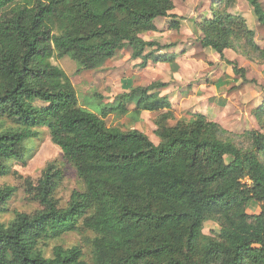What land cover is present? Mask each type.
Returning <instances> with one entry per match:
<instances>
[{
    "label": "trees",
    "instance_id": "trees-1",
    "mask_svg": "<svg viewBox=\"0 0 264 264\" xmlns=\"http://www.w3.org/2000/svg\"><path fill=\"white\" fill-rule=\"evenodd\" d=\"M234 1L210 0L209 15L193 21L200 45L220 58L238 46L244 54L264 52L245 18L230 11ZM245 1L264 25L261 0ZM173 10V0H0V175L6 161L24 162V142L44 126L84 186L63 207L58 164L27 181L39 207L0 221V264H264V97L252 110L259 129L235 134L200 113L167 126L171 104L158 91L166 82L130 86L95 113L79 104L71 78L52 63L69 57L76 71L96 70L128 48L141 68L150 59L172 64L178 54L155 52L174 44L141 34L157 30V17L179 30L184 18ZM129 105L137 114L160 112L158 143L140 130L107 125ZM15 190L0 186V213ZM252 201L259 212H247ZM208 220L218 231L203 232ZM79 224L94 233L90 261L78 246H54L51 257L37 249L40 238Z\"/></svg>",
    "mask_w": 264,
    "mask_h": 264
},
{
    "label": "rangeland",
    "instance_id": "rangeland-1",
    "mask_svg": "<svg viewBox=\"0 0 264 264\" xmlns=\"http://www.w3.org/2000/svg\"><path fill=\"white\" fill-rule=\"evenodd\" d=\"M205 2L207 0H200V3L193 7L195 13H199L205 7L203 5ZM261 2L264 8V0ZM176 4L179 7L180 1L176 0ZM191 11V5L185 12L182 11L184 21L179 30H167L163 23L164 27L159 31L161 44H174L160 54L175 49L184 53L179 62L186 79L183 81L184 77H181V82H177L180 89L175 88V91L171 89L170 81H165L168 77L166 72L155 70L154 65L152 69L139 67L138 61L130 59L128 48L118 51L114 58L105 61L96 70L76 71V64L69 57L62 59L54 57L52 63L60 66L71 78L79 104L95 113H98L105 103H113L115 96L123 92L122 90L128 91L130 86H146L151 82L159 81L168 84L167 87L158 90L160 96L166 95L165 91L170 92L169 95L172 96L169 102L173 113L172 117L165 120L167 126H173L178 120L187 121L193 114L200 113L235 134L259 129L252 110L261 104L264 97V52L249 51L244 54L238 46L236 49H225L224 57L220 58L211 48H203L200 45L199 32L195 31L191 22L193 16L198 19L200 15L194 14L191 17L188 15ZM230 11L239 12L245 18L251 37L264 51V25L257 21L245 0H241L240 4L237 0L236 4L234 1ZM154 35V31H148L142 33L141 37L148 40ZM247 54L250 57H247ZM233 63L236 65V70L244 71L235 72ZM165 73L167 76L163 75ZM242 73L246 80L242 79ZM200 84L203 85L200 87ZM159 113L146 111L143 114L141 111L137 114L133 105H129L128 111L124 114L109 115L106 123L108 126L125 131L140 130L154 143H158L159 139L154 133L156 129L154 120ZM5 123V125H16L14 120H6ZM36 129L38 136L24 142V162L6 161L8 171L0 175V186L8 184L16 188L14 195L3 206L5 210L0 213L2 222L7 223L15 212L30 213L39 207L27 192V181L36 183L42 169L49 162H55L63 170V179L56 190V198L60 206L66 205L73 190L84 189L74 167L63 157L60 148L52 143L48 129L44 126ZM234 139L236 142L240 141L236 137ZM259 210V204L254 201L247 208L249 213H257ZM211 230L218 231V225L208 220L203 225V232L209 234ZM93 238L94 233L79 224L75 231H66L55 237L48 235L40 238L37 249L45 257H51L54 246H62L65 249L78 246L83 252V258L90 261Z\"/></svg>",
    "mask_w": 264,
    "mask_h": 264
},
{
    "label": "crops",
    "instance_id": "crops-1",
    "mask_svg": "<svg viewBox=\"0 0 264 264\" xmlns=\"http://www.w3.org/2000/svg\"><path fill=\"white\" fill-rule=\"evenodd\" d=\"M180 1V4H179V7H178V4H176V0H173V3H174V10L173 12L176 13L177 15L179 16H183V12H185V10H187L190 5L192 6V11L190 14H188L189 16H193L194 14H198L200 15L199 18L197 19L196 17L193 16L191 22L193 24V21H196V20H200L202 17H205V16H208L209 15V6H210V0H207V2L203 3V5H205V7H203L201 9V11L199 13H195V8H193L196 4H198V2L200 3V0H179ZM192 1V2H191ZM247 3V1H245ZM192 3V4H191ZM237 3H241V0H237ZM190 4V5H189ZM201 4H202V1H201ZM235 4H236V0H235ZM248 4V3H247ZM200 5V4H199ZM249 6V4H248ZM250 7V6H249ZM197 8V6H196ZM251 9V8H250ZM252 11V10H251ZM237 14H240L239 12ZM241 15V14H240ZM165 19V21L163 20ZM163 20V21H162ZM184 20H181L180 22V26L182 25ZM170 22V18H167V17H157L154 19V25L156 26V31H154V36H152L151 39H148V40H153V41H157L159 43H161L162 41V38H161V33H159V31L161 29H163L164 27V24L165 23V27L167 30L168 29V24ZM162 24V25H161ZM142 35V34H141ZM164 50H160V51H157L155 52V54H160V52H162ZM179 51V50H178ZM225 51V50H224ZM166 53H175V54H178L177 58L175 59V62L170 64V63H167V62H153L152 59H150L148 61V64L145 68H148V69H152L154 68V66H156V69L157 71L159 70H162V72H166L168 74V77L165 79V81H170L171 83V89H173V91H175L174 89L177 88V89H180L179 88V84L177 82H181V77H184L183 81L186 79V77L184 76V74L182 73V66L180 64V59L183 58L182 57V54L184 53H180V52H177V49L173 50L172 52H166ZM224 53V52H223ZM133 61H138V63L141 62V59L140 58H137V59H132ZM154 63V64H153ZM162 66V67H161ZM163 74L164 76H167V74ZM203 84H200V87L202 86ZM209 89V88H208ZM122 91H125V90H122ZM168 96H167V94ZM170 92H164V94H166V96L168 97L169 101H171L172 99V96L169 95ZM175 93V92H174ZM163 94V95H164ZM209 96V95H208ZM207 96V100L209 99V97ZM143 114L146 112V111H142ZM142 114V113H141ZM140 114V115H141ZM151 140V139H150ZM152 141V140H151Z\"/></svg>",
    "mask_w": 264,
    "mask_h": 264
}]
</instances>
